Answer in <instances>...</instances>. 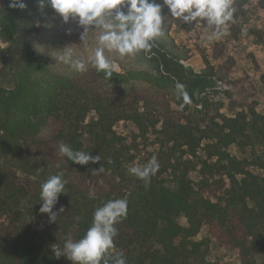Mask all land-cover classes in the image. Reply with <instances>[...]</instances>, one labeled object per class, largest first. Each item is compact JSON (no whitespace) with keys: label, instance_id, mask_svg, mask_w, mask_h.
Instances as JSON below:
<instances>
[{"label":"trees","instance_id":"trees-1","mask_svg":"<svg viewBox=\"0 0 264 264\" xmlns=\"http://www.w3.org/2000/svg\"><path fill=\"white\" fill-rule=\"evenodd\" d=\"M246 1L235 0V22ZM27 3L19 9L0 0V42L11 45L0 48V69L7 67L1 53H13L6 73L12 85H0V264H71L56 259L51 245L80 239L95 209L121 198L128 212L115 225L109 264L121 257L125 264H227L202 255L208 243L197 236L205 227L219 246L237 250L240 264H264V154L249 160L230 150L249 146L252 134L264 141V111L227 115L216 105L211 114L208 101H194L151 50L123 58L106 51L119 67L111 78L91 65L75 72L55 57L68 46L86 60L100 30L89 29L81 40L83 28L74 21L64 23L50 5L41 10L38 0ZM164 14V36L153 45L175 62L188 60L191 48L172 29L189 32L206 21L185 23L166 6ZM203 73L217 75L211 64ZM178 85L189 104L177 98ZM124 122L143 137H156L157 148L143 163L127 162L131 148L117 132ZM61 144L100 161L75 164L60 154ZM153 156L160 167L146 186L128 169ZM53 165L68 177L59 197L66 213L63 242L27 220L42 215L40 186L59 174L46 171ZM85 178L98 187L95 199L74 196L75 182Z\"/></svg>","mask_w":264,"mask_h":264},{"label":"clouds","instance_id":"clouds-1","mask_svg":"<svg viewBox=\"0 0 264 264\" xmlns=\"http://www.w3.org/2000/svg\"><path fill=\"white\" fill-rule=\"evenodd\" d=\"M41 10L50 5L64 23L74 21L83 28L81 40L89 29H99L96 47L91 49L87 59L75 56L74 49L63 48L56 60L68 65L72 70L82 73L91 65L98 73L103 72L105 78H111L118 72V65L105 55V52L117 53L120 58L135 56L142 50L147 52L153 42L164 36L162 27L166 6L170 15L180 18L185 23L206 21L214 31L209 39L220 38L227 34L226 25L234 23L233 0H38ZM10 7L25 9V0H11ZM177 98L183 104H189L190 98L182 85L177 86ZM60 154L79 165L100 161L99 155H91L82 151H73L67 145H60ZM157 158L153 156L144 166H131L128 172L145 182L147 186L151 177L159 170ZM67 181L63 174L50 175L40 190V213L47 214L49 222H56L63 206L56 209L61 194H65ZM55 209V210H54ZM128 202L126 199H111L95 209L91 226L78 240L67 239L63 246L53 243L52 251L56 259L64 256L71 264H109L107 259L114 247L117 235L115 225L127 216ZM79 220V217L76 218ZM115 264H125L118 258Z\"/></svg>","mask_w":264,"mask_h":264},{"label":"rangeland","instance_id":"rangeland-1","mask_svg":"<svg viewBox=\"0 0 264 264\" xmlns=\"http://www.w3.org/2000/svg\"><path fill=\"white\" fill-rule=\"evenodd\" d=\"M234 2L235 0H233V4ZM25 3L28 4L27 0ZM263 3L264 0H247L243 7L244 14H239L235 24L228 23L226 25L227 34L218 39H209L215 29L214 26L209 27L207 23L199 25L189 32L174 26L172 29L173 36L180 44L187 45L192 50L188 60L175 62L166 53L157 50L154 45L150 49L151 52L161 57L163 68L174 74L186 91L193 92L194 101L200 98L208 101L211 114L215 113L214 107L216 105H220L221 111L227 115H234L241 110L247 111L251 107L258 111H264ZM22 44L23 40L21 39L18 48ZM10 46L0 42V48L7 49ZM5 53H1V56L7 60L8 67L11 65L13 53ZM208 64L214 66L217 72L214 77L206 76L203 73ZM7 67L4 64L0 69V85L11 86L12 80L6 75ZM117 132L123 136L126 146L131 148L127 155L128 163L131 162V159L136 163H143L157 148V145L154 144L155 135L147 138L141 136L132 123H120L117 126ZM230 150L240 158L254 160L257 155L264 154V141L252 134L249 146L241 148L238 145H233ZM46 171L51 172V174L62 173L63 179L68 180L67 175H64L66 170L61 165H53ZM85 179L83 183L75 182L78 193H74V196L84 198V201L86 198L95 199L98 187L90 182V178ZM59 207H61L60 203L56 205V209ZM65 219L66 213L63 211L59 214L58 220L51 223L47 214L43 213L41 216L27 218L33 227L47 230L62 242L64 241L62 228L66 226ZM72 228L70 227V229ZM197 239L207 241L208 245L205 246L202 255L209 260L240 264L237 250L219 246L209 236L206 227L203 228Z\"/></svg>","mask_w":264,"mask_h":264}]
</instances>
